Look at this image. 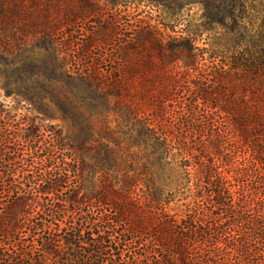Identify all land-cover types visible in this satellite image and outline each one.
<instances>
[{
    "label": "trees",
    "instance_id": "trees-1",
    "mask_svg": "<svg viewBox=\"0 0 264 264\" xmlns=\"http://www.w3.org/2000/svg\"><path fill=\"white\" fill-rule=\"evenodd\" d=\"M0 74L76 128L0 125V264H264V173L221 168L228 138L264 165V0H0ZM192 176L211 204L183 215Z\"/></svg>",
    "mask_w": 264,
    "mask_h": 264
},
{
    "label": "rangeland",
    "instance_id": "rangeland-1",
    "mask_svg": "<svg viewBox=\"0 0 264 264\" xmlns=\"http://www.w3.org/2000/svg\"><path fill=\"white\" fill-rule=\"evenodd\" d=\"M191 12L192 13H190V16L187 17L188 20L192 23L199 22L201 16L200 8L195 6L192 8ZM135 14L136 15L133 19L134 23L137 19H143L145 21L152 20L153 23L165 22L164 17H166V14L162 13L161 11L152 10L147 6H141ZM166 20H168L167 17ZM187 23V21H184L183 24H179L177 26V29L186 27ZM94 25V23H81L71 28L73 34L70 36V47H68L69 52L79 51L78 45L81 43V40L85 38V32H87V30H92ZM66 32L67 31L61 32L60 37L66 36L68 34ZM203 37L205 38L207 37V35H204ZM110 51L111 48L107 52ZM35 52H51V50L45 51L37 49L35 50ZM92 52L106 51L99 48H94L92 49ZM0 103H2L4 109L3 116H1L0 118V125H3L4 123L9 124L11 126V132H17L20 128L29 127V125H26L27 122H25V120H30L32 118L34 119L35 125H43L48 127L54 126L56 130L59 129L61 131V135L66 143H75L74 138L76 134V128L73 126L70 120L62 116L60 111L53 104L48 102L47 111L39 112L36 109L35 105L22 98L16 92L7 91L4 88V79L2 78L1 74ZM108 119L111 120L110 125L112 127L116 125L113 115L108 116ZM94 126L95 128H100L103 125L100 120L94 119ZM226 141L227 144H225L226 147L222 151L223 156L221 161L223 165L221 168L222 170H224V174L232 177L234 176V174H236V172H239L241 174L240 180L245 182L247 180L250 186H252L253 182L251 181V179H253V176H255L256 173H264V165L254 162L252 156H250V153L245 150V147H240L237 143H235L236 141L234 140V138H228ZM135 151H138L137 148H130L129 150L130 153H133ZM70 152L72 154L75 151L70 150ZM136 161H138V159L135 158L134 162ZM98 177H100V174H97V176H95L94 181H96ZM90 180L91 179H89L86 184L90 185ZM196 183V177L192 176V179L184 187L180 186L182 188L177 189V192H174L173 200L170 203L169 207L183 215L189 212L207 213L209 210H207L205 206H209V204H211V201L207 199L202 200V197H199V194H201L207 198L204 191L202 192L201 190V192H199L200 187L197 188ZM137 252L143 253L144 250L137 249Z\"/></svg>",
    "mask_w": 264,
    "mask_h": 264
}]
</instances>
